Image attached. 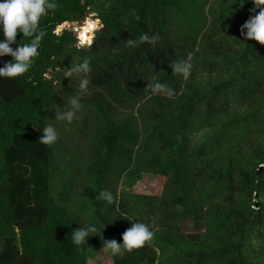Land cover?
Returning a JSON list of instances; mask_svg holds the SVG:
<instances>
[{"label": "trees", "instance_id": "obj_1", "mask_svg": "<svg viewBox=\"0 0 264 264\" xmlns=\"http://www.w3.org/2000/svg\"><path fill=\"white\" fill-rule=\"evenodd\" d=\"M56 2L30 71L0 78V264H87L101 233L81 247L72 230L95 223L122 242L125 218L154 237L113 264H264V45L240 33L251 0ZM189 54L190 74H174ZM85 57L91 72L64 79ZM82 78L79 115L91 129L61 174L55 146L71 154L59 138L41 144L39 125L80 96ZM144 175L164 180L160 195L118 192ZM102 190L113 204L97 199Z\"/></svg>", "mask_w": 264, "mask_h": 264}, {"label": "clouds", "instance_id": "obj_2", "mask_svg": "<svg viewBox=\"0 0 264 264\" xmlns=\"http://www.w3.org/2000/svg\"><path fill=\"white\" fill-rule=\"evenodd\" d=\"M249 0H235L240 8H243ZM253 7L250 10L251 15L241 25L240 33L245 40H255L264 45V0H251ZM56 0H0V33L3 38L0 39V78H16L28 73L33 66L34 59L39 55L41 41L47 34L46 29L41 26L42 18L49 15L57 8ZM18 34H22V39L17 40ZM58 34V33H57ZM27 38V42L25 41ZM158 36L148 37L142 35L139 37L141 42L152 43L158 40ZM137 40L128 39L127 45L134 47ZM18 44L17 47L12 45ZM5 56L12 59L3 61ZM191 54L187 59L177 60L171 63L170 67L174 74H180L187 77L191 69ZM91 72L90 59L85 57L82 62L72 64L71 68H66L63 72L64 79L72 78L74 74H87ZM89 80L82 78L79 83L80 96H73L68 101V107L65 110L57 108L54 120L71 124L80 119L79 113L82 109L81 97L87 94ZM147 89L152 93H166L173 95V90L166 84L160 82H149ZM40 127L42 135L39 142L44 145H52L58 140L56 127L49 123ZM97 199L103 200L107 204L114 203L116 197L111 191L102 190ZM130 221L131 226L121 233V241L115 239H104L100 227L95 223L87 224L85 227L73 229L71 232V242L76 246L87 245L90 236L101 233L102 251L112 256L123 255L124 252L139 249L146 243L152 241L154 231L148 223L138 220ZM114 222V221H113ZM111 222V223H113ZM110 223V224H111ZM104 229V228H103Z\"/></svg>", "mask_w": 264, "mask_h": 264}, {"label": "rangeland", "instance_id": "obj_3", "mask_svg": "<svg viewBox=\"0 0 264 264\" xmlns=\"http://www.w3.org/2000/svg\"><path fill=\"white\" fill-rule=\"evenodd\" d=\"M53 117V116H51ZM48 122L56 125L58 138L60 140V144L63 145V148L68 151L71 155L68 156L61 146H55L53 161L52 164L55 168H58L61 171V174H65L67 172L68 166L70 164L78 163L79 159H82V145H84V137L85 134L90 133L91 126L85 129V124L83 120L80 118L79 120L73 121L71 124L67 126L65 122H62L57 125L56 122H60L54 119H49ZM70 129V131H69ZM68 132V133H64ZM85 132V133H84ZM76 154V156L74 155ZM61 176L59 175L56 178L55 183H60L59 180ZM123 184H119L118 192L124 191L135 194H144V195H160L163 186L164 180L157 176L144 175L142 180L134 184L132 187H123ZM114 258L109 253H105L102 249L98 251H91L88 254L87 264H113Z\"/></svg>", "mask_w": 264, "mask_h": 264}]
</instances>
